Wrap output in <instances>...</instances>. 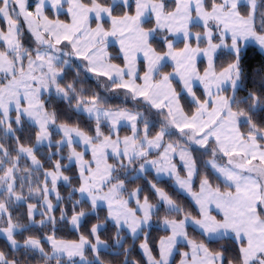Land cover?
<instances>
[{
	"label": "snow or ice",
	"instance_id": "6c2138e0",
	"mask_svg": "<svg viewBox=\"0 0 264 264\" xmlns=\"http://www.w3.org/2000/svg\"><path fill=\"white\" fill-rule=\"evenodd\" d=\"M244 4L0 0V264H106L102 249L125 236L142 237L146 264L177 253L178 264H264V64L244 62L249 46L264 53V12ZM149 169L173 177L195 214L148 181L153 202L136 184ZM154 217L167 233L155 253ZM66 225L77 239L57 235ZM122 250L123 264H142Z\"/></svg>",
	"mask_w": 264,
	"mask_h": 264
},
{
	"label": "trees",
	"instance_id": "16d2710c",
	"mask_svg": "<svg viewBox=\"0 0 264 264\" xmlns=\"http://www.w3.org/2000/svg\"><path fill=\"white\" fill-rule=\"evenodd\" d=\"M248 8L247 3H245L242 6V10L246 11ZM264 12V0H257V17H259V13ZM30 41V37L28 35V33L26 32L25 34V43H28ZM244 62L245 65L247 67V69L249 70V72L251 73V71L257 67H259L261 64H264V53L261 52V50L256 47V46H249L246 54L244 55ZM74 75V73H70L69 74V79L72 78V76ZM81 79L83 81V86L85 88H92V89H96L98 91H101V93L103 94V89L102 88H98L97 87V82L96 80L89 76H85V74L82 72L81 73ZM177 88H179V84H177ZM113 104H120L122 102L126 103L127 106H131V101H123V97H113L110 101ZM55 106H57L60 110H63V108L65 107L63 103H59V102H54ZM79 119H81V123L82 126L87 127L89 125V121L87 120L86 116H81L79 117ZM125 132L127 131V129L124 130ZM30 134V130L29 132H25L24 136H27ZM2 135V134H0ZM17 135H20V133H17ZM24 137H22L23 140ZM59 137L56 136L54 134V139H58ZM174 139H179L178 136L174 137ZM6 143L9 145H12L13 147L14 145V141H12L11 139L6 140ZM49 151H54V149H48L46 146H43L40 148V151L38 152V156L39 158H41V160L44 162L45 167H48V163L46 160V153ZM193 155H195L197 157V164L198 167H203V160L206 159V157H204L202 155V150H197L194 151ZM65 163H67L65 161ZM74 171V169H73ZM148 181H151L153 183H156L158 187L163 188L166 192H168L170 195H172L175 199L178 200V202H180L181 204L188 206L193 213L195 214V207H194V202L191 201V199L185 195L183 192H181L173 183L172 179L170 178H158L156 176V174L153 171H148L144 177L138 179L136 181V184L141 186L146 194H149L151 196V198L153 199V202L156 201L155 196L152 194V190L148 184ZM69 191V189H67L66 186H61V194L64 195L65 197H67V192ZM78 195V194H77ZM34 202V201H33ZM65 205H58L59 207H64ZM26 211V206H20L17 205L14 209H13V214L16 216H19L22 220L24 219V213ZM57 217H59V211L57 210L56 212ZM100 215L103 216L104 212L101 211ZM164 215L163 212L160 213V216L162 217ZM155 222H159V217H154ZM91 222H95L94 220H92ZM64 222H61V224H63ZM108 228V233L105 234L104 238H107V236L109 234H111V232L113 231V227L111 225V223H109L107 225ZM189 234L192 236H195L197 238H200V234L198 230H194L193 227H189L188 229ZM149 243L153 248V252L155 253L157 251L156 249V241H158V239L163 236L166 235V231L163 227L158 226V225H154L152 226L149 230ZM25 235H28V233H25ZM57 235L60 237H63L65 239H77V234L76 232L71 228V225H66L64 227H61L59 229V231L57 232ZM19 238V237H18ZM142 237L140 239H137L135 241H133L131 236H125V243H123L122 247L121 246H117L114 244V242H112L111 240H109V247L107 249H102V253H101V258L106 262V264H123V259H124V252L122 249L127 248V249H131V258L135 259V260H141L142 264H146V260L143 257V252L139 249V243L141 242ZM223 243V241L221 242ZM211 247H219L218 244L216 243H212L210 244ZM6 247V242L3 238V236H0V248H5ZM47 248V245H46ZM179 254L177 253L175 256L176 262L178 264L179 261ZM29 264H42V261L39 257V254H36V259L35 260H29Z\"/></svg>",
	"mask_w": 264,
	"mask_h": 264
},
{
	"label": "rangeland",
	"instance_id": "374dc122",
	"mask_svg": "<svg viewBox=\"0 0 264 264\" xmlns=\"http://www.w3.org/2000/svg\"><path fill=\"white\" fill-rule=\"evenodd\" d=\"M245 3H247V0H245ZM3 26V21L2 20H0V27H2ZM25 34H26V32H25ZM24 34V35H25ZM179 138V137H178ZM43 147V146H42ZM174 163H176L177 164V168H178V170H179V172H180V174L181 175H184V169H183V167H182V165H181V163H180V161H179V159L177 158L176 160H174ZM149 171H153L154 173H155V171L154 170H151V169H149ZM156 174V173H155ZM157 176V175H156ZM158 178H161V179H163V178H170V179H172V181H173V183H174V185L177 187V185L175 184V181H174V178L173 177H170V176H168V175H166V174H161L160 176H157ZM178 188V187H177ZM179 189V188H178ZM180 190V189H179ZM181 192H183L182 190H180ZM184 193V192H183ZM185 195H187L186 193H184ZM188 196V195H187ZM189 197V196H188ZM190 198V197H189ZM191 199V198H190ZM154 225H158V226H161V227H163L162 226V224H160L159 222H155V220H154V218H153V223H152V226H154ZM151 226V227H152ZM183 250V249H182Z\"/></svg>",
	"mask_w": 264,
	"mask_h": 264
}]
</instances>
